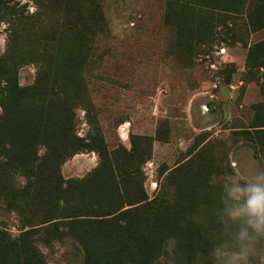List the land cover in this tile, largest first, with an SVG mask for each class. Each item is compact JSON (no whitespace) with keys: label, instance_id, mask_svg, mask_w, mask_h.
Instances as JSON below:
<instances>
[{"label":"trees","instance_id":"trees-1","mask_svg":"<svg viewBox=\"0 0 264 264\" xmlns=\"http://www.w3.org/2000/svg\"><path fill=\"white\" fill-rule=\"evenodd\" d=\"M33 1L34 15L0 6L11 26L0 55V215L14 212L20 223L11 235L0 221V264H46L38 245L64 236L83 246L85 264H153L172 241L185 253L184 264H193L192 254L208 249L211 231L185 195L148 199L140 167L149 159L150 140L133 137L128 151L108 153L97 130L77 134L76 106L86 115L93 108L84 66L110 37L103 0ZM165 1L166 16L185 17L190 32L238 15L264 28V0ZM35 23L40 48L18 53L21 32ZM248 56L264 66V40ZM27 60L37 66L36 76L21 86L18 65ZM251 128L245 134L264 162V125ZM86 152L97 154L98 166L86 177L64 179L61 166Z\"/></svg>","mask_w":264,"mask_h":264},{"label":"rangeland","instance_id":"rangeland-1","mask_svg":"<svg viewBox=\"0 0 264 264\" xmlns=\"http://www.w3.org/2000/svg\"><path fill=\"white\" fill-rule=\"evenodd\" d=\"M1 4L24 15L37 11L33 0ZM103 7L110 37L84 66L93 108L86 115L88 110L76 106L77 134L85 138L97 130L108 153L128 151L133 137L148 138L149 159L140 167L143 189L149 200L165 192L193 202L191 210L211 231L201 253L206 256L221 231L223 184L232 175H253L252 162L264 168L245 134L264 125V66L248 62L249 49L264 40V28L238 15L233 21H205L190 32L185 17L166 16L165 0H103ZM6 19L0 13V55L11 28ZM38 27L21 32L18 53L40 48ZM36 68L29 60L18 65L21 86L33 84ZM98 163L95 152L75 155L61 166L62 177H86ZM0 221L11 235L19 233L14 212H2ZM49 243L38 245L46 264H85L83 246L71 236ZM180 249L170 242L153 264H184Z\"/></svg>","mask_w":264,"mask_h":264},{"label":"clouds","instance_id":"clouds-1","mask_svg":"<svg viewBox=\"0 0 264 264\" xmlns=\"http://www.w3.org/2000/svg\"><path fill=\"white\" fill-rule=\"evenodd\" d=\"M251 176L232 175L222 186L217 211L221 231L193 264H264V168L252 162Z\"/></svg>","mask_w":264,"mask_h":264}]
</instances>
